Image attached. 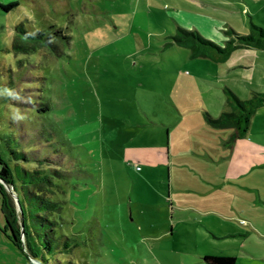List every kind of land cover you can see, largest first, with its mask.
Wrapping results in <instances>:
<instances>
[{"label": "rangeland", "instance_id": "rangeland-1", "mask_svg": "<svg viewBox=\"0 0 264 264\" xmlns=\"http://www.w3.org/2000/svg\"><path fill=\"white\" fill-rule=\"evenodd\" d=\"M10 2L0 7V149L13 166L11 137L67 172L43 194L65 202L57 230L77 242L59 258L264 264V105L242 136L207 118L234 110L228 86L243 101L264 92V50L214 60L168 45L179 24L226 45L230 29L251 32V17L264 27V0H0ZM21 23L71 38L60 55L14 51Z\"/></svg>", "mask_w": 264, "mask_h": 264}, {"label": "trees", "instance_id": "trees-1", "mask_svg": "<svg viewBox=\"0 0 264 264\" xmlns=\"http://www.w3.org/2000/svg\"><path fill=\"white\" fill-rule=\"evenodd\" d=\"M18 6V2L7 4L0 3V7L9 12ZM251 32L241 34L230 29L233 37L226 45L218 44L203 35L198 29L191 30L183 25H178V31L168 36L171 42L168 45H176L191 50V57L211 58L225 60L239 47L254 46L264 50V27L250 18ZM17 37L12 49L14 51H35L42 47L48 48L56 55L63 54L61 45L71 38L63 28L55 25L47 29L32 30L24 23L16 28ZM21 39L28 40L31 44H22ZM229 94L235 102L232 112H224L219 116L207 113L209 122L214 127H234L238 136L245 135L252 122L256 110L264 105V92L255 91V95L246 101L241 100L230 88ZM50 106H43V111L49 110ZM42 135V134H41ZM47 134H45V137ZM2 137L0 136V140ZM8 150L11 153L13 166L4 157L6 152L0 149V180L17 193L18 182L21 194H18L20 216L17 205L11 195L3 189L0 190L3 199V210L6 218L3 232L7 238L19 248L31 264H76L72 259L64 263L59 256L70 254L77 247L74 237L59 233L64 201L53 200L45 192H53L57 187L55 178L63 179L66 171L52 167L57 160L49 156H39L35 153L18 151L12 147V138L5 136ZM35 163L32 167L28 163ZM204 262L207 264H236V257L229 255L211 256L205 255Z\"/></svg>", "mask_w": 264, "mask_h": 264}, {"label": "crops", "instance_id": "crops-1", "mask_svg": "<svg viewBox=\"0 0 264 264\" xmlns=\"http://www.w3.org/2000/svg\"><path fill=\"white\" fill-rule=\"evenodd\" d=\"M227 88L232 89L229 86ZM232 90L239 97L238 93L234 89ZM254 91H257V89H254ZM3 228V226H0V264H31L26 255L7 238Z\"/></svg>", "mask_w": 264, "mask_h": 264}, {"label": "water", "instance_id": "water-1", "mask_svg": "<svg viewBox=\"0 0 264 264\" xmlns=\"http://www.w3.org/2000/svg\"><path fill=\"white\" fill-rule=\"evenodd\" d=\"M6 186H7V188L10 190L12 196H14V198H15V202H16V204H17V205L19 206V208H20V205H19V198H18L16 192H15L14 190H12V188L9 187L7 184H6Z\"/></svg>", "mask_w": 264, "mask_h": 264}]
</instances>
